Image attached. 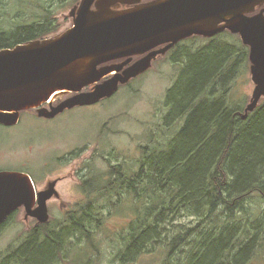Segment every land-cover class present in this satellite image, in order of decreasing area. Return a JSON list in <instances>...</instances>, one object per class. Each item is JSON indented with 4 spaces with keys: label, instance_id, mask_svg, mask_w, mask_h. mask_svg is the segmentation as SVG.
Wrapping results in <instances>:
<instances>
[{
    "label": "trees",
    "instance_id": "trees-1",
    "mask_svg": "<svg viewBox=\"0 0 264 264\" xmlns=\"http://www.w3.org/2000/svg\"><path fill=\"white\" fill-rule=\"evenodd\" d=\"M27 3L12 0L10 11L0 10V51L58 32L53 7L62 5V0L43 2L42 14L33 21L21 17ZM225 41L196 56L187 74L168 91L166 107L173 119L168 115L156 125L143 153L140 149L141 159L131 167L122 162L105 174L91 175L83 183L87 197L77 211L58 224H37L20 243L10 245L1 264H74V254L83 255L85 248L98 259L97 235L106 230L100 197L106 199L107 209L118 212L125 201L135 210L122 234L117 256L121 264L134 263L143 253L153 254L161 245L171 247L163 264H173V255L186 257L185 264H245L256 248V235L240 246L232 263L230 252L236 249L241 229L218 222L220 215L235 219L237 211L245 210L248 195L259 193L264 198V101L246 119L243 104H230L227 80L249 61V51L237 35L228 32ZM185 213L200 223L182 233L183 225L175 222ZM183 244L187 248H181ZM67 253L72 257L62 261ZM86 257L83 264L97 261ZM176 264H184L183 258Z\"/></svg>",
    "mask_w": 264,
    "mask_h": 264
},
{
    "label": "rangeland",
    "instance_id": "rangeland-1",
    "mask_svg": "<svg viewBox=\"0 0 264 264\" xmlns=\"http://www.w3.org/2000/svg\"><path fill=\"white\" fill-rule=\"evenodd\" d=\"M45 1L52 0H28L24 7L25 14L21 17L26 16L32 21L38 19ZM81 1L62 0V5L56 4L53 7L59 28L57 33L46 39L55 38L73 26L70 15ZM11 2L12 0H0V10L10 11ZM10 13H14V9ZM198 40L202 41L201 38ZM240 41L242 43L241 39ZM247 49L250 52L249 47ZM251 66L249 60L237 67L236 73L229 75L227 84L231 105L243 104L246 107L251 103L256 89L252 81ZM176 68L177 65L161 68L156 64L148 73L121 85L110 99L93 106L76 107L55 119L39 118L38 111L23 112L19 126H0V168L27 172L33 178L37 191L47 190L46 186L57 180L56 195L48 202L50 221L58 224L66 220L67 214L77 211L78 203L87 197L82 189L83 181L91 175L107 173L118 162L131 167L138 161L140 149L149 144L150 135L157 131L156 125H160L161 115L167 109L169 103L166 99L168 91L174 86L175 72L182 77L189 71V64L180 65L178 70ZM213 87H210V91ZM207 89L209 87L205 91ZM217 91L220 92V88ZM69 96L57 97L55 105ZM263 101L264 98L260 104ZM163 131L162 128L159 129V133ZM74 152L77 155L71 157ZM106 158L110 160L107 161ZM99 203L104 207L101 216L104 219L103 228L106 229L97 235V243L101 249L99 257L96 259L95 254L85 248L83 255L78 256V252L74 254V264H83L88 258L87 254L97 260L91 264H121L117 259L123 247L121 239L127 232L125 230L128 229L135 210L125 201L118 212L117 208L107 209L106 199L102 197ZM260 220H264V198L259 193L247 196L245 210L237 211L232 221L220 215L218 225H233L241 229L235 242L236 249L233 248L230 252L232 263L240 246L256 235V248L251 251L245 264H264V222L257 226ZM175 223L183 225L181 230L185 233L187 229L195 228L200 221L185 213ZM37 224V220L26 216L24 208H19L12 220L0 231V264L10 245L20 243ZM193 239L194 236L188 241ZM181 248L187 246L183 244ZM154 249L155 253H143L131 264H163L168 261L171 247L161 245ZM70 257L67 253L61 259L68 261ZM179 257L183 258L184 264L187 262L183 255H173L171 262L176 264Z\"/></svg>",
    "mask_w": 264,
    "mask_h": 264
},
{
    "label": "water",
    "instance_id": "water-1",
    "mask_svg": "<svg viewBox=\"0 0 264 264\" xmlns=\"http://www.w3.org/2000/svg\"><path fill=\"white\" fill-rule=\"evenodd\" d=\"M139 1L82 0L72 10L73 26L66 32L0 51V123L15 126L21 112L29 109H38L40 118L53 119L65 110L95 105L145 73L153 54L124 71L106 64L162 43L175 44L194 35L208 37L224 30L240 35L250 48L256 89L242 119L258 107L264 97V9L248 15L264 0H158L118 9ZM87 88L91 90L85 91ZM67 94L69 98L55 105L57 97ZM45 104L49 109L40 108ZM55 188L51 183L47 190L38 192L29 175L1 172L0 227L19 208H24L27 217L48 223V202Z\"/></svg>",
    "mask_w": 264,
    "mask_h": 264
},
{
    "label": "flooded vegetation",
    "instance_id": "flooded-vegetation-1",
    "mask_svg": "<svg viewBox=\"0 0 264 264\" xmlns=\"http://www.w3.org/2000/svg\"><path fill=\"white\" fill-rule=\"evenodd\" d=\"M155 1H158V0H140L139 2L134 3L132 5H119L118 6V9L119 10H124V9H128V8L129 9L130 8H135L137 6H142V5L150 4V3L155 2ZM263 9H264V4H262L261 6H258L254 10V12L251 13L249 16H255V15L259 14L260 11L263 10ZM228 32H229L228 30H224V31H221L219 33H216V34H214L212 36H208V37L200 36V35H194V36H191V37L186 38L184 40H181L180 42H177L175 44H173L171 42L162 43V44L157 45L156 47L150 49L147 52H144V53H141V54H137V55L128 56V57H124V58H120V59H117L115 61H112L111 62L112 64L111 63L110 64L111 65H114V66H116L118 68H121L122 67V71H124L128 67H130L132 64L136 63L137 61H139V60L147 57L150 54H153V57L151 58L152 65L143 74H146L150 70H152V68L156 64H158L161 68H165L168 65H171L172 67L174 65H177V68L175 70H178V68H179L180 65H184V64H187L188 63L189 64V69H190L191 61H193V59L196 56L204 55L202 53L205 52L206 49H209L210 46H212V45L219 44V46H221L224 43H226V41H225V34H227ZM229 33L232 34L231 32H229ZM232 35H235V34H232ZM237 36L240 38L239 35H237ZM199 38H201L202 41L201 40H198ZM196 50H198V52ZM125 63H127V64L124 65ZM183 76L180 77V75L177 72H175V82H174V84L178 80H180L181 78H183ZM90 89L91 88H87L86 90H90ZM43 107L44 108H49L48 104H45V105H43L40 108H43ZM37 110L38 109H29V110H26V111H23V112H31V111H37ZM70 110H72V109H70ZM66 111H68V110H65L64 112H66ZM169 111L170 110L167 108L165 110V112L162 113V115H161L162 116V119H161V123L162 124H163V119L166 116L169 115ZM23 112H21V114H20V121H19V123L17 125H15V126H5V125H3V124L0 123V126L1 127H10V128L19 126V124L21 122V115L23 114ZM63 113H61V114H63ZM61 114H59V115H61ZM59 115H57L56 117H58ZM55 118H53V119H55ZM168 118L170 120H172L173 119V115L172 114L169 115ZM144 147H146V146H144ZM144 147L141 148L142 153H143V148ZM75 153L76 152H74L73 154L71 153L70 156L73 157V156L77 155ZM141 158H142V155H140V159ZM1 160H2V158H1V151H0V162H1ZM106 160L109 161L110 159L109 158H106ZM119 164H121V163L118 162L117 165H119ZM4 171H6V172H21V173L28 174L25 171L3 170V169L0 168V173L1 172H4ZM52 183L54 184V187H56L58 181L56 180V181H53ZM83 183H84V181L82 182V184ZM50 186H51V183L48 186H46V187H50ZM35 187H36V185H35ZM55 195H56V193H55Z\"/></svg>",
    "mask_w": 264,
    "mask_h": 264
}]
</instances>
